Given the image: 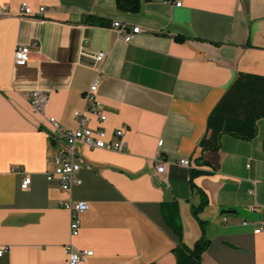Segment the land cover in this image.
Instances as JSON below:
<instances>
[{"label": "crops", "instance_id": "1", "mask_svg": "<svg viewBox=\"0 0 264 264\" xmlns=\"http://www.w3.org/2000/svg\"><path fill=\"white\" fill-rule=\"evenodd\" d=\"M22 2L34 16L16 17ZM0 5L11 12L0 16V264H68L67 243L92 251L78 264H176L177 244L191 248L202 234L193 207L204 196L200 264H264V228L254 232L264 227V0H142L137 12L115 0ZM114 21L141 31L126 43ZM32 43L15 66L17 45ZM96 78L103 125L126 126V146L78 144L68 194L46 179L54 148L43 128L47 117L74 128ZM32 90L47 94L44 114L28 102ZM68 198L88 204L73 237Z\"/></svg>", "mask_w": 264, "mask_h": 264}, {"label": "built area", "instance_id": "2", "mask_svg": "<svg viewBox=\"0 0 264 264\" xmlns=\"http://www.w3.org/2000/svg\"><path fill=\"white\" fill-rule=\"evenodd\" d=\"M180 2H176V6H180ZM43 6L38 8L37 13L45 12ZM11 15V12L6 6L0 5V16ZM35 12L30 8L27 2L20 4L16 17H31ZM111 27L118 31L124 42L130 43L134 36L141 31L138 25L130 26L122 24L118 21L111 23ZM18 44L14 51V64L15 66H24L30 60L31 46ZM105 57L104 52H99L96 60H102ZM98 79L96 78L89 87L84 91L83 98L85 106L82 110H75L73 118L75 121L74 128H67L59 124L54 117H47L46 122L48 126L43 129L50 138L54 151L50 157V161L54 163V169L46 173L48 182L55 183L58 188L65 192L70 193L72 186L79 183L76 177L77 172L82 168L80 154L77 149L78 144H82L90 149H105L110 151H124L126 142L124 134L126 126H119L114 128L111 133H108L103 123L106 115L102 109V104L97 99ZM27 99L30 105L37 112L44 114L45 106L48 96L45 92L39 90H32L28 92ZM95 119V125L91 126V119ZM163 141L157 142V147H161ZM166 162L163 160L162 155L158 152L154 158V170L156 174H162L165 170ZM177 166L189 168L194 164L189 158H180L175 162ZM31 182L28 174H24L20 183L21 189H27ZM60 205L66 208L69 212V235L73 237L78 234L80 228V215L88 209V204L84 200H72L70 198L62 201ZM254 210L260 209L259 206L252 208ZM243 221L242 224H247ZM263 226L256 227L254 232H259ZM68 264H78L82 262L85 256L92 254L90 250H82L75 248L71 243L65 246ZM4 252V248H0V255Z\"/></svg>", "mask_w": 264, "mask_h": 264}, {"label": "trees", "instance_id": "3", "mask_svg": "<svg viewBox=\"0 0 264 264\" xmlns=\"http://www.w3.org/2000/svg\"><path fill=\"white\" fill-rule=\"evenodd\" d=\"M142 0H115V6L118 10L124 12H137L140 9ZM90 20V22H99L103 24V20L95 19L92 17H86L84 21ZM178 40H182V37H177ZM199 171L191 170V175L194 176ZM207 204L206 197L204 196L201 203L193 207V214L198 219V222L202 228L201 236L195 241L191 248L178 243L174 248V252L177 256L176 264H200L201 255L209 244V239L205 236V223L198 218L199 211ZM167 216V213H166ZM168 217V216H167Z\"/></svg>", "mask_w": 264, "mask_h": 264}, {"label": "water", "instance_id": "4", "mask_svg": "<svg viewBox=\"0 0 264 264\" xmlns=\"http://www.w3.org/2000/svg\"><path fill=\"white\" fill-rule=\"evenodd\" d=\"M222 213H235V210L225 209V210H222Z\"/></svg>", "mask_w": 264, "mask_h": 264}]
</instances>
